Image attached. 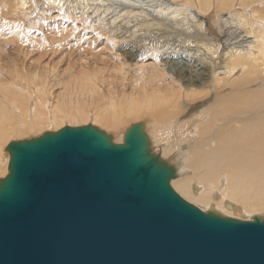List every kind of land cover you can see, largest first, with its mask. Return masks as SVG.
<instances>
[{
    "label": "bare ground",
    "instance_id": "obj_1",
    "mask_svg": "<svg viewBox=\"0 0 264 264\" xmlns=\"http://www.w3.org/2000/svg\"><path fill=\"white\" fill-rule=\"evenodd\" d=\"M223 1L0 0V154L10 136L59 122L90 123L116 144L128 122H143L186 201L242 221L264 216V22L240 11L235 30L220 27L213 8ZM52 16L75 32H38ZM112 61L117 83L100 67ZM4 162L5 177L9 154Z\"/></svg>",
    "mask_w": 264,
    "mask_h": 264
},
{
    "label": "water",
    "instance_id": "obj_2",
    "mask_svg": "<svg viewBox=\"0 0 264 264\" xmlns=\"http://www.w3.org/2000/svg\"><path fill=\"white\" fill-rule=\"evenodd\" d=\"M146 126L94 125L8 144L0 264H264V216L202 211L171 186Z\"/></svg>",
    "mask_w": 264,
    "mask_h": 264
},
{
    "label": "rangeland",
    "instance_id": "obj_3",
    "mask_svg": "<svg viewBox=\"0 0 264 264\" xmlns=\"http://www.w3.org/2000/svg\"><path fill=\"white\" fill-rule=\"evenodd\" d=\"M238 2H236V0H224L222 3L221 2H218V8L217 7H215V8H213V11L216 13V16H218V17H221L220 19V22H219V26L221 27V26H226V27H231V29L232 30H235V26L237 25H239V23H240V20H239V14L240 13H244V14H248V17L250 18V19H252L251 21H252V23L254 24V23H259V24H263V22H264V16H262V15H264V13H262V12H264V0H258V3L256 2V1H252L251 0V2H250V0L247 2L246 0H242V4H241V2H240V0H237ZM246 4H244V3ZM228 3V4H227ZM239 3V4H238ZM250 3V4H249ZM253 3H255V4H253ZM263 3V4H262ZM220 4V5H219ZM261 4V5H260ZM232 5V6H231ZM240 6V8L237 6ZM256 5V6H255ZM249 6H251V7H249ZM219 7H221V8H219ZM245 8H247V9H245ZM220 9V10H219ZM245 9V10H244ZM262 9V10H261ZM251 10V11H250ZM222 11V12H221ZM223 11H225V12H223ZM241 11V12H240ZM246 11V12H245ZM259 11H261V12H259ZM238 12H240V13H238ZM227 13V14H226ZM258 13V14H257ZM253 14H257V15H255V16H251V15H253ZM238 15V16H237ZM261 15V16H260ZM236 16V17H235ZM19 17H21V16H19ZM262 17V18H261ZM223 18V19H222ZM236 18L239 20H236ZM262 20H263V22H262ZM70 22V21H69ZM226 22V23H225ZM231 22V23H230ZM262 22V23H261ZM62 24H64L65 26H68L69 24H65L63 21H61V20H59L58 21V19H55L53 16L52 17H48L47 19H46V21L44 22V23H39L38 24V26L36 27V30L38 31V32H45V31H47V30H50V29H52V28H54L55 26H60V25H62ZM70 24L71 25H69L68 26V29L67 30H71V31H73V32H75L73 29H74V25H73V23L72 22H70ZM230 25V26H229ZM234 25V26H233ZM78 26H80V25H78ZM236 26V27H237ZM261 26H264V24L263 25H261ZM264 28V27H263ZM223 29H225V28H223ZM243 30H247V28H242ZM80 34H82V32H80ZM250 37H252L253 35H249ZM106 36L105 35H103V36H100V40H102L103 38H105ZM234 38H237V34H231V40H233ZM249 40H251V39H249ZM203 42H206V43H208V44H211L212 45V43L210 42V41H203ZM59 61H61V59L59 58V60L58 61H55V63H58ZM3 63H6V60H4L3 61ZM102 63H104V62H99V65L100 64H102ZM105 65V66H104ZM100 67H102V68H105V69H103L104 71H103V75L105 76V77H107V78H109V79H111V80H113L115 83H117V81L116 80H114V78L116 79V78H118L119 77V75L118 74H116V72H114L113 71V67H114V61H112V62H107V63H104V64H102V65H100ZM60 72H62V73H59V75L61 74H63V73H65V71H67L68 69H69V65H68V60H65L64 62H62L61 64H60ZM80 67L78 66V64H76L75 65V70H78V71H81V72H86V71H84L83 69H80ZM239 71H242V70H239ZM243 72V71H242ZM242 72H238V75L240 74H242ZM237 75V76H238ZM118 76V77H117ZM131 77H132V75H131ZM120 83V82H119ZM127 84H131V83H129L128 81L126 82ZM131 86V85H130ZM129 87V86H128ZM253 87V86H252ZM255 87V86H254ZM60 89V86H57V87H55V90L56 91H58ZM50 99H51V102H53V97H52V95H50ZM199 112L198 111H196V112H194V113H192V114H188V112L186 113V115H185V119H189V118H193V119H195L194 117H196L197 115H195V114H198ZM192 115V116H191ZM194 115V116H193ZM197 118V117H196ZM190 120V119H189ZM129 123V125L130 126H132V125H134V124H137L136 122H133V121H130V122H128ZM134 123V124H133ZM90 123H88L87 125H89ZM68 125V123L66 122V123H61V122H59V123H56V125H55V127L53 128L51 125H49L48 127H45V128H43L42 129V133L44 134L45 132H54V131H59V128H60V130L62 129V128H64V127H66ZM58 126V127H57ZM81 126H86V124L85 123H83L82 122V124H78V126H70V127H81ZM129 126V127H130ZM97 127V126H96ZM53 128V129H52ZM98 128H100V127H98ZM101 129V128H100ZM128 129V128H127ZM46 130V131H45ZM102 130H104V129H102ZM44 131V132H43ZM104 131H106V130H104ZM26 134V136H24ZM24 135H22V136H20V137H18V136H10L9 138H8V140L6 141V143H7V145L2 149V151H1V154H0V166L3 168L4 166H5V164H6V162H4L5 160H6V156L8 155V153L5 151L6 150V147L8 146V144H10L11 142H14V141H21V140H27V139H32V138H35V137H39V136H41V135H43V134H41V133H38L39 134V136H38V134H36V133H34V132H27V133H25ZM30 135H32V136H30ZM35 135H37V136H35ZM32 137V138H31ZM5 158V159H4ZM3 162V163H2ZM5 163V164H4ZM7 176V175H6ZM5 176V177H6ZM4 176H3V174H2V171H0V179H4L5 178ZM173 188V187H172ZM174 189V188H173ZM175 192H176V190H175ZM178 195H179V193L178 192H176ZM179 196H181V195H179ZM181 198H183L182 196H181ZM184 199V198H183ZM185 200V199H184ZM186 201V200H185ZM188 202V201H187ZM188 203H190V202H188ZM190 204H192V203H190ZM192 205H194V204H192ZM194 206H196V205H194ZM197 207V206H196ZM244 216H246V214L244 215Z\"/></svg>",
    "mask_w": 264,
    "mask_h": 264
}]
</instances>
